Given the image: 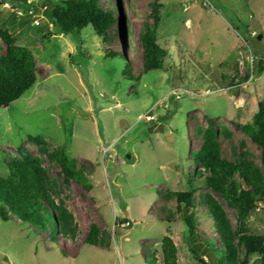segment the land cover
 <instances>
[{
	"label": "rangeland",
	"instance_id": "obj_1",
	"mask_svg": "<svg viewBox=\"0 0 264 264\" xmlns=\"http://www.w3.org/2000/svg\"><path fill=\"white\" fill-rule=\"evenodd\" d=\"M17 1L13 7L14 0H0V27L31 50L37 80L0 109V175L22 153L38 159L76 232H57L51 242L49 231L9 213L8 222L0 220V264H161L165 236L177 249V264H205L191 252L173 193L194 191L196 203L210 196L234 230V210L205 186L207 173L191 159L208 123L223 159L245 153L264 176L259 147L237 127L251 123L264 102V0H99L105 9L116 5L106 41L90 26L59 35L43 14L44 0ZM30 5L36 10L24 14ZM155 8L157 44L166 56L161 70L143 73L139 35L152 25ZM4 50L0 40V55ZM125 62L138 80L121 76ZM56 148L91 190L64 179L47 159ZM194 213L199 238L221 250L207 207L196 205ZM92 224L97 244L87 245ZM247 225L264 239L263 203ZM258 260L251 255L248 264Z\"/></svg>",
	"mask_w": 264,
	"mask_h": 264
},
{
	"label": "trees",
	"instance_id": "obj_2",
	"mask_svg": "<svg viewBox=\"0 0 264 264\" xmlns=\"http://www.w3.org/2000/svg\"><path fill=\"white\" fill-rule=\"evenodd\" d=\"M18 3L14 0L12 6H18ZM42 6H44L43 14L59 35L78 32L90 26L94 34L103 41L108 38L116 10L115 4L111 9L102 8L99 0H44ZM28 8L34 9L35 5L22 8L24 14L30 12L31 9ZM151 17L152 25H145L139 35L143 54V73L161 70L166 56V51L157 44L160 14L156 8L153 9ZM48 35L45 37L48 38ZM0 40L5 45L4 53L0 55L1 109L16 101L36 83L37 70L31 50L16 44L11 34L2 27H0ZM110 52L114 56L118 54ZM257 72L260 73L261 68ZM121 76L130 80L134 78L138 80L140 77L134 76L126 62L123 64ZM246 78L247 76L243 77ZM237 127L248 139L257 144L260 149V161L264 165V102L258 104L251 123L238 124ZM161 131V128L157 130L158 133ZM200 139L201 146L197 152L191 153V159L207 173L204 176L205 186L234 210L236 224L234 230L231 229L222 209L210 196L204 195L196 203L194 191L174 192L176 211L181 215L187 229L192 243V254L199 259L207 258L201 260L205 264H248L251 255L259 257L257 264H264V239L254 235L247 225V219L250 213L258 208V203L264 204L262 172L246 160L245 153L236 155L234 161L223 159L217 131L210 123ZM27 140L44 145V142L37 137L28 135ZM45 155L60 168L64 179L72 180L86 190H91V185L85 176L75 169L74 161L70 160L62 149H53ZM53 184L38 159L22 153L20 160L8 164V173L0 175V220L8 222L11 213L38 230L49 231L51 242H55L57 232L62 237H73L76 232L73 216L64 207L55 204L51 195ZM199 204L208 209V216L219 238L221 250L214 249L210 242L199 238L194 213L195 206ZM98 234L94 224L89 226L85 243L96 245ZM240 248L243 249V258L237 261ZM176 253L177 249L172 240L167 236L163 237L160 243L161 264H177Z\"/></svg>",
	"mask_w": 264,
	"mask_h": 264
},
{
	"label": "built area",
	"instance_id": "obj_3",
	"mask_svg": "<svg viewBox=\"0 0 264 264\" xmlns=\"http://www.w3.org/2000/svg\"><path fill=\"white\" fill-rule=\"evenodd\" d=\"M4 5H5V6H7V4H6V3H5Z\"/></svg>",
	"mask_w": 264,
	"mask_h": 264
},
{
	"label": "water",
	"instance_id": "obj_4",
	"mask_svg": "<svg viewBox=\"0 0 264 264\" xmlns=\"http://www.w3.org/2000/svg\"><path fill=\"white\" fill-rule=\"evenodd\" d=\"M258 39H259V36H258Z\"/></svg>",
	"mask_w": 264,
	"mask_h": 264
}]
</instances>
